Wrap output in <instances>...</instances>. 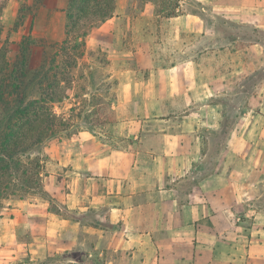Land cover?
Returning a JSON list of instances; mask_svg holds the SVG:
<instances>
[{
  "label": "crops",
  "instance_id": "obj_1",
  "mask_svg": "<svg viewBox=\"0 0 264 264\" xmlns=\"http://www.w3.org/2000/svg\"><path fill=\"white\" fill-rule=\"evenodd\" d=\"M129 1L115 0L86 48L112 49L97 37L128 17ZM146 2L141 15L154 17ZM176 12L166 19L214 41L197 54L173 44L165 64L143 43L124 53L140 74L122 84L114 121L49 144L48 199L16 198L2 208L0 264H264V136H253L260 126L264 133V103L236 104L226 127L220 102L249 100L264 83L250 90L247 65L204 78L196 59L207 48H243L241 32L225 37L228 23L251 30L244 48L262 59L264 0H179Z\"/></svg>",
  "mask_w": 264,
  "mask_h": 264
},
{
  "label": "rangeland",
  "instance_id": "obj_2",
  "mask_svg": "<svg viewBox=\"0 0 264 264\" xmlns=\"http://www.w3.org/2000/svg\"><path fill=\"white\" fill-rule=\"evenodd\" d=\"M147 0H130L127 6L128 17L117 20L113 23L109 33L100 35L97 40L112 44V49L104 50L99 47H89L88 56H84L78 61V67L73 69L68 76H64L65 80L70 79L69 84H61L65 87V94L67 99L54 105L57 114H69V109L75 105V111L72 116L73 127L61 133L55 138L48 141V145L56 142L57 139L69 138L76 134L79 130H91L92 132H102L104 124H110L114 121V115L110 107L118 102L121 98L122 84L126 82L128 75L140 74L135 64L129 60L124 53L132 51L136 45H148L154 52L155 56L160 57V64H165L168 60L169 52L174 50L171 48L173 44L185 45L189 47L184 50L190 54H197L199 52V44L203 42L214 41V37H205L204 39L199 33H192L187 31L183 25L179 26V22L168 21L166 16L176 14V9L179 7V0H151L155 5V16L146 17L141 15L142 11L146 9L145 4ZM60 0H8L5 10L2 13L0 22L2 33L0 35V47L6 46L8 49V57L12 59L16 44L20 41L22 36H31L36 40V47L33 50L32 64L35 67L41 57V53L47 51L48 46L54 43H60L63 39L64 29V8L57 6ZM188 8H193V4L188 5ZM18 9H21L20 13ZM193 10V9H191ZM20 14H24V19L20 26L15 27ZM129 19V22L126 19ZM185 31L178 32L181 28ZM223 29L226 31V38L233 36L234 33L241 32L242 41L238 44L240 48L237 53L224 50L220 51L217 48H207L203 50L198 59V68L200 74L204 78H210L215 74L224 73L234 68H239L247 65L250 72H253L255 79L249 82L248 87L252 88L253 84H262L264 76V56L258 60L252 57V52L244 46L251 40L253 34L249 28H240L233 24H224ZM254 37V36H253ZM264 46V39H262ZM208 45V44H207ZM170 46V47H169ZM181 47L178 46L176 51ZM48 52V51H47ZM49 53V52H48ZM159 58V59H160ZM88 67H85V66ZM91 75L87 73V69ZM83 73L81 79L77 78V74ZM142 73V72H141ZM254 78V77H253ZM233 84V82H232ZM71 89V90H70ZM254 88H252L253 90ZM256 91L252 94L249 100H246L241 95L233 96V102L228 99H221V105L226 113V127L229 122H233L237 117V112L232 107L236 104L250 103L251 107H255L260 103H264V90L260 93ZM251 92V91H250ZM85 93V94H84ZM75 94V97H73ZM238 105V106H239ZM259 123L264 120V109L260 112ZM263 117V118H261ZM227 128H224V133ZM263 129L260 126L254 137L264 136ZM108 141L110 139H107ZM50 167L49 161L46 162ZM262 200L264 202V186L260 189ZM19 195L23 197L44 198L48 199L41 192L16 191L15 195L8 190L6 194L0 199V212L3 211L5 203L12 199L18 198ZM24 234V229L21 230Z\"/></svg>",
  "mask_w": 264,
  "mask_h": 264
},
{
  "label": "trees",
  "instance_id": "obj_3",
  "mask_svg": "<svg viewBox=\"0 0 264 264\" xmlns=\"http://www.w3.org/2000/svg\"><path fill=\"white\" fill-rule=\"evenodd\" d=\"M7 1L0 0V19ZM114 10L115 0H67L63 39L48 46L49 53L44 50L35 67L32 57L36 40L31 36L21 37L12 59L7 47H0V199L8 190L12 195L16 191L42 193V173L50 161L45 152L48 141L73 127L75 105L67 116L54 109L56 103L68 98L61 84H69L70 79L64 76L88 56L86 37L112 18ZM23 19L24 14H20L15 27ZM89 71L86 74L90 76ZM82 76V72L77 74L78 79Z\"/></svg>",
  "mask_w": 264,
  "mask_h": 264
}]
</instances>
